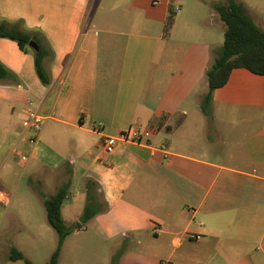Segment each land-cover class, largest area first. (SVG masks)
Listing matches in <instances>:
<instances>
[{
  "label": "crops",
  "instance_id": "obj_1",
  "mask_svg": "<svg viewBox=\"0 0 264 264\" xmlns=\"http://www.w3.org/2000/svg\"><path fill=\"white\" fill-rule=\"evenodd\" d=\"M217 1L226 0H0V21H22L52 52L43 84L33 54L0 37L11 72L0 78V180L17 165L56 190L78 179L86 196L91 178L107 204L88 220L96 239L75 228L58 264H111L124 243L138 245L135 264H264V74L233 68L204 106L224 40L212 30L223 22ZM236 1L264 29V0ZM28 101L44 120L18 162L13 146L31 152L20 140ZM129 127L139 141L104 148V135Z\"/></svg>",
  "mask_w": 264,
  "mask_h": 264
},
{
  "label": "trees",
  "instance_id": "obj_2",
  "mask_svg": "<svg viewBox=\"0 0 264 264\" xmlns=\"http://www.w3.org/2000/svg\"><path fill=\"white\" fill-rule=\"evenodd\" d=\"M212 6L225 24L224 40L217 51V55L206 70L208 90L203 97V103L211 101L212 91L223 86L233 68L243 67L249 71L264 74V29L260 28L246 13L244 5L240 1L226 0L225 2H213ZM172 17L166 20L165 30L171 25ZM0 37H7L17 42L20 49L31 52L34 57L35 70L43 84L50 83V73L43 64V58L52 53L33 32L23 28L22 21H0ZM34 40L39 45V50L29 46V41ZM11 75V72L0 62V78ZM203 106V105H202ZM157 122V120H156ZM97 182L91 178L85 181L87 204L84 207L79 221L73 226L65 224L61 214V208L68 194L70 181L61 185L54 194L43 200L45 216L48 224L57 234L56 247L50 254L46 264H58L64 238L75 228H81L82 223L88 221L95 214L107 209V204L100 202L96 196ZM122 252L112 255L111 264ZM7 260H24L25 264H34L21 250L11 246L6 256Z\"/></svg>",
  "mask_w": 264,
  "mask_h": 264
},
{
  "label": "rangeland",
  "instance_id": "obj_3",
  "mask_svg": "<svg viewBox=\"0 0 264 264\" xmlns=\"http://www.w3.org/2000/svg\"><path fill=\"white\" fill-rule=\"evenodd\" d=\"M218 21L217 19L214 21L212 30L217 37L221 36V40H223V29L220 28L218 23L225 24ZM207 23L209 24V18ZM167 75L166 70H160L155 73L158 79H166ZM191 91L186 99L187 105L194 100L193 90ZM206 105L204 104V106ZM178 106L182 108L184 105L179 104ZM67 160L68 156L66 155V162ZM33 171L16 165L13 178L4 177L0 180L1 188L9 193V203L5 206L0 204V264L6 261L5 254L15 244L24 250L34 264H45L46 259L49 258L56 247L57 234L46 220L45 209L42 203L44 197L47 198L55 192L56 185L53 182L51 186H44L43 176H38ZM82 186V183L78 179H75L70 183L68 188V194L64 203L71 201L73 209L65 204L61 210L64 222L68 226H73L79 221L77 216L82 214L87 204L86 196L78 193L83 188ZM97 199L100 201L98 196ZM42 223H45L50 231L53 229L54 232H51L53 233L51 236L43 233L39 228V225ZM83 226H86V229ZM81 229L87 230V232H82L80 235H89L90 239H96V228L92 223L88 221L82 223ZM137 246L135 243H124L122 249L115 250L116 248H112L113 255L118 251L122 252L115 259L114 264H135V260H138L136 258Z\"/></svg>",
  "mask_w": 264,
  "mask_h": 264
},
{
  "label": "built area",
  "instance_id": "obj_4",
  "mask_svg": "<svg viewBox=\"0 0 264 264\" xmlns=\"http://www.w3.org/2000/svg\"><path fill=\"white\" fill-rule=\"evenodd\" d=\"M178 10V8H177ZM30 106L26 111V116L22 119V126L26 133L20 135V140L30 150L25 151L21 145H15L11 149V155L16 158L18 162H25L33 152L38 141V133L42 127L44 116L39 109L34 108L32 101H28ZM95 130H101L100 126L94 127ZM139 141L136 131L132 128H126L118 131L116 134L104 135L102 137V144L107 151L114 149L116 144L120 141ZM9 203V193L0 187V204L5 206ZM194 236V235H192Z\"/></svg>",
  "mask_w": 264,
  "mask_h": 264
},
{
  "label": "water",
  "instance_id": "obj_5",
  "mask_svg": "<svg viewBox=\"0 0 264 264\" xmlns=\"http://www.w3.org/2000/svg\"><path fill=\"white\" fill-rule=\"evenodd\" d=\"M29 46L32 47L36 51L39 50V45L34 40L29 41Z\"/></svg>",
  "mask_w": 264,
  "mask_h": 264
}]
</instances>
